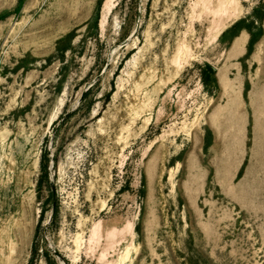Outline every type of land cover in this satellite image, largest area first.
<instances>
[{
    "label": "rangeland",
    "instance_id": "rangeland-1",
    "mask_svg": "<svg viewBox=\"0 0 264 264\" xmlns=\"http://www.w3.org/2000/svg\"><path fill=\"white\" fill-rule=\"evenodd\" d=\"M34 246L264 264V0H0V264Z\"/></svg>",
    "mask_w": 264,
    "mask_h": 264
},
{
    "label": "trees",
    "instance_id": "trees-1",
    "mask_svg": "<svg viewBox=\"0 0 264 264\" xmlns=\"http://www.w3.org/2000/svg\"><path fill=\"white\" fill-rule=\"evenodd\" d=\"M87 96V93H85L84 97ZM45 155L43 156V163H42V168H43V172L44 174H48V166H47V163H45ZM37 254H38V248L36 246L33 247V250H32V255H31V258H30V261L28 264H36V259H37ZM46 260L48 262H50V256L49 254L45 253L44 254Z\"/></svg>",
    "mask_w": 264,
    "mask_h": 264
},
{
    "label": "bare ground",
    "instance_id": "bare-ground-1",
    "mask_svg": "<svg viewBox=\"0 0 264 264\" xmlns=\"http://www.w3.org/2000/svg\"><path fill=\"white\" fill-rule=\"evenodd\" d=\"M111 5V4H110ZM107 7V6H106Z\"/></svg>",
    "mask_w": 264,
    "mask_h": 264
}]
</instances>
